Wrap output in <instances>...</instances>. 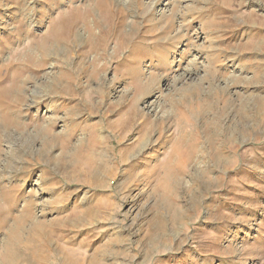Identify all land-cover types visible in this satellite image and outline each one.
I'll list each match as a JSON object with an SVG mask.
<instances>
[{
    "label": "rangeland",
    "instance_id": "rangeland-1",
    "mask_svg": "<svg viewBox=\"0 0 264 264\" xmlns=\"http://www.w3.org/2000/svg\"><path fill=\"white\" fill-rule=\"evenodd\" d=\"M0 264H264V0H0Z\"/></svg>",
    "mask_w": 264,
    "mask_h": 264
}]
</instances>
